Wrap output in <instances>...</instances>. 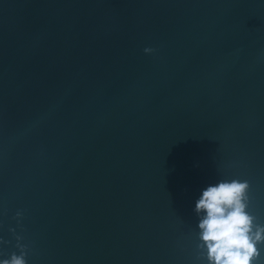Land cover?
I'll list each match as a JSON object with an SVG mask.
<instances>
[{"label":"water","instance_id":"water-1","mask_svg":"<svg viewBox=\"0 0 264 264\" xmlns=\"http://www.w3.org/2000/svg\"><path fill=\"white\" fill-rule=\"evenodd\" d=\"M233 178L264 223V0H0V259L206 264Z\"/></svg>","mask_w":264,"mask_h":264},{"label":"clouds","instance_id":"clouds-1","mask_svg":"<svg viewBox=\"0 0 264 264\" xmlns=\"http://www.w3.org/2000/svg\"><path fill=\"white\" fill-rule=\"evenodd\" d=\"M146 53L153 49L146 48ZM250 184L233 178L219 180L202 190L195 203L198 216L199 258L206 264H264V223L249 210ZM21 212L15 218H20ZM15 233V229H10ZM16 236L20 254L0 264H27V247Z\"/></svg>","mask_w":264,"mask_h":264}]
</instances>
